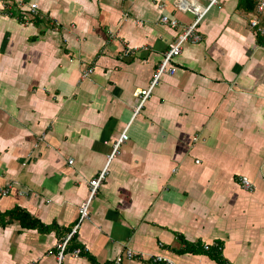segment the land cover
<instances>
[{
    "label": "crops",
    "instance_id": "0c3cea01",
    "mask_svg": "<svg viewBox=\"0 0 264 264\" xmlns=\"http://www.w3.org/2000/svg\"><path fill=\"white\" fill-rule=\"evenodd\" d=\"M22 1L38 3L37 19L0 9V264H58L126 127L70 243L83 253L66 250L62 264H113L128 249L122 264H264V41L247 0L211 6L202 39L184 44L138 114L136 91L197 18L179 5L209 0ZM14 208L43 229L11 220Z\"/></svg>",
    "mask_w": 264,
    "mask_h": 264
},
{
    "label": "built area",
    "instance_id": "2783aa9c",
    "mask_svg": "<svg viewBox=\"0 0 264 264\" xmlns=\"http://www.w3.org/2000/svg\"><path fill=\"white\" fill-rule=\"evenodd\" d=\"M219 0H209V3L207 6H202L200 9H198L196 6L188 5V3L184 2L183 4L179 5L180 9H186L190 12H193L197 15V18L194 20L193 23L183 28V31L179 33L176 37V39L170 44L169 48L165 53L163 54V58L161 62L159 63L158 67L156 68V71L153 75V78L151 79L148 87L146 88H139L136 91V96L139 100V102L136 105L135 108V114H138L142 107L144 106L146 100L149 98L150 94L152 93L154 87L158 83L160 77L163 74L169 73L174 74L177 71V66L174 63L175 59L182 53L183 46L187 42H198L202 39V36L200 35V32L198 30V24L201 21V19L206 15V13L209 11L211 6L213 4L218 3ZM16 8L23 19H29L30 17L37 16L39 14V6L38 3L32 2L29 5H25L22 0H0V9L2 11H6L9 15L12 14V10ZM6 13V14H7ZM161 22L164 24H168L172 27H176L179 23V20L176 17H170L167 14H163L161 16ZM249 26L255 30V32L263 39L264 41V0H257L256 6L254 10L250 13L249 16ZM132 53V50L130 48H126L125 54L129 55ZM93 71V67H88L83 70L82 78L88 77ZM127 128L124 129V131L121 133L119 138L116 140V142L113 144V148L108 155V162L111 161V159L119 152V146L120 144L128 139L127 134ZM70 163L73 162V159L69 160ZM107 166L103 168L99 172L98 175L93 177L90 180V193L88 197L80 204L79 206V215H78V221L72 228V230L67 234V236L58 243L57 247L59 252L57 253L58 258V264H62L65 252L68 249V243L69 241L78 233L79 227L83 221L89 218L90 216V204L95 197L99 187L104 182V179L107 175ZM241 185L246 188L247 190L252 191L254 189V185L252 182L245 176L241 179ZM10 191V186L3 190V194H7ZM216 244V243H215ZM215 244H213L215 246ZM212 243L205 244L204 248L206 250L211 249L213 246ZM217 246V244H216ZM83 253V250L80 248H75L74 250L70 251V254H72L75 257H78ZM127 257L128 259H133L135 256V253L133 250L128 249L125 253V255L118 256L113 264H122L124 257ZM153 260L157 264H175L170 258L161 256V255H155L152 256Z\"/></svg>",
    "mask_w": 264,
    "mask_h": 264
},
{
    "label": "trees",
    "instance_id": "16d2710c",
    "mask_svg": "<svg viewBox=\"0 0 264 264\" xmlns=\"http://www.w3.org/2000/svg\"><path fill=\"white\" fill-rule=\"evenodd\" d=\"M256 3H257V0H247V9L248 10H253L255 8V6H256ZM37 16H34L33 19H37L38 18ZM7 215H9L11 220H18L22 224V226H24V227H27V228H39V229L41 228V229H43V227L39 223V221H37L33 217H31V215L28 212L23 211L21 209L14 208L10 212H8ZM72 239L68 243V247H67L68 249L67 250H69V249L70 250H72V249L74 250L75 247H76V246H74V247L70 246V243L72 242ZM216 249H215V251H216ZM220 261H221L222 264H227L226 260L222 256L220 257Z\"/></svg>",
    "mask_w": 264,
    "mask_h": 264
},
{
    "label": "bare ground",
    "instance_id": "6f19581e",
    "mask_svg": "<svg viewBox=\"0 0 264 264\" xmlns=\"http://www.w3.org/2000/svg\"><path fill=\"white\" fill-rule=\"evenodd\" d=\"M161 62V61H160ZM159 65V64H158ZM158 67V66H157ZM156 71V70H155Z\"/></svg>",
    "mask_w": 264,
    "mask_h": 264
},
{
    "label": "rangeland",
    "instance_id": "374dc122",
    "mask_svg": "<svg viewBox=\"0 0 264 264\" xmlns=\"http://www.w3.org/2000/svg\"><path fill=\"white\" fill-rule=\"evenodd\" d=\"M5 195V194H4Z\"/></svg>",
    "mask_w": 264,
    "mask_h": 264
}]
</instances>
